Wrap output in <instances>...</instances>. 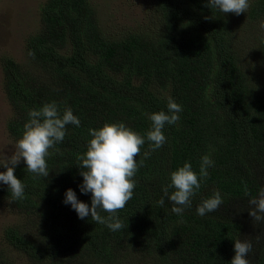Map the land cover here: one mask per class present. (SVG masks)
Listing matches in <instances>:
<instances>
[{"label": "trees", "instance_id": "16d2710c", "mask_svg": "<svg viewBox=\"0 0 264 264\" xmlns=\"http://www.w3.org/2000/svg\"><path fill=\"white\" fill-rule=\"evenodd\" d=\"M155 2L161 31L114 37L101 28L91 0H47L41 31L27 44L35 53L32 64L26 69L5 60L4 90L13 108L8 132L16 143L29 111L45 103L55 102L61 115L70 107L81 121L67 125L64 140L49 150L47 177L28 173L23 160L16 167L25 199L13 201L0 182V205L37 218L36 235L6 230L8 244L30 264H120L137 255L153 264H231L236 239L251 241L250 264H264V222L253 223L248 211V201L264 188V33L254 38L262 61L254 71L248 65L253 51L235 38L231 13L207 7L208 0ZM239 16L263 20L264 0ZM168 97L183 110L176 124L162 130L166 143L144 159L146 140L136 157L144 162L133 197L117 213L125 227L113 232L90 216L80 219L63 201L71 188L91 207L77 166L92 138L89 129L123 122L145 135L152 124L145 113H167ZM204 155L214 166L192 207L178 216L167 197L159 207L155 202L170 174L186 162L199 174ZM216 191L220 207L197 215V205ZM0 264L12 263L0 254Z\"/></svg>", "mask_w": 264, "mask_h": 264}, {"label": "clouds", "instance_id": "9594fccd", "mask_svg": "<svg viewBox=\"0 0 264 264\" xmlns=\"http://www.w3.org/2000/svg\"><path fill=\"white\" fill-rule=\"evenodd\" d=\"M207 7L219 10L225 14L233 13L239 16L246 13L250 4L249 0H208ZM213 17H205L212 19ZM260 28L264 30V21ZM34 56V52H29ZM168 112L160 111L152 114L145 113L152 122L151 128L145 135L127 127L125 123H105L101 128L89 129L92 137L88 143L86 153L77 155L80 175L83 183L79 186L83 194L91 193V207L77 198L76 192L69 188L65 193L63 203L70 204L80 219L91 217L95 223L106 225L115 232L124 228L123 222L117 213L122 210L132 199L136 181L134 179L138 169L143 165V159L137 163L136 157L140 156L141 148L146 140L149 151L143 153L144 159L151 156L152 152L161 148L166 143V136L162 131L166 124H176L183 110L171 97L167 102ZM29 120L24 124L22 138L15 145V152L6 156L0 166L6 171H0V182L7 185L13 201L25 199V185L15 175V169L23 160L28 173L47 177L49 175L46 158L50 149L64 140L66 126L73 124L80 126V119L73 114L70 107H66L61 115L55 102L45 103L41 108L30 110ZM214 166V161L204 155L201 158L199 174L193 170L191 163L186 162L182 167L170 174V183L162 188L163 196L155 203L165 207V197L172 205L171 212L182 216L186 209L192 207V198L200 188L202 179L209 175L208 169ZM169 189H174L169 193ZM246 191V195H247ZM223 203L219 191L211 197L204 199L196 207L197 215L203 217L216 211ZM249 214L253 223L264 222V188L258 197L249 201ZM108 213L102 216L100 212ZM253 250L251 241L236 239L234 243L235 255L231 264H250L247 259Z\"/></svg>", "mask_w": 264, "mask_h": 264}, {"label": "rangeland", "instance_id": "374dc122", "mask_svg": "<svg viewBox=\"0 0 264 264\" xmlns=\"http://www.w3.org/2000/svg\"><path fill=\"white\" fill-rule=\"evenodd\" d=\"M47 0H0V164L6 156L15 152L16 142L8 132L13 108L4 90V66L6 59H13L22 68H29L32 61L27 44L41 31V7ZM255 0H249V4ZM96 9L103 31L114 37L128 34H152L163 29L164 20L156 7L155 0H91ZM231 24L235 38L247 52L249 66L259 71L258 57L255 56V37L263 35L260 28L263 20L249 23L233 13ZM229 17V13H228ZM2 166H0L1 168ZM264 185V177H260ZM37 218L25 213H17L0 205V254L12 264H30L27 257L11 247L6 240V230L15 228L28 235H36ZM120 264H153L152 260L140 256H128Z\"/></svg>", "mask_w": 264, "mask_h": 264}]
</instances>
